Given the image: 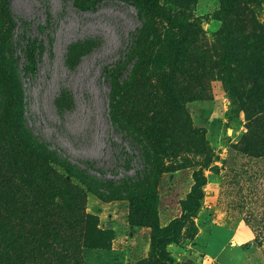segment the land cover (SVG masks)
<instances>
[{
    "label": "rangeland",
    "instance_id": "obj_1",
    "mask_svg": "<svg viewBox=\"0 0 264 264\" xmlns=\"http://www.w3.org/2000/svg\"><path fill=\"white\" fill-rule=\"evenodd\" d=\"M157 3L0 0V264H159L156 233L199 171L175 264H264V16ZM169 14L203 29L183 43L180 106L165 79L185 31Z\"/></svg>",
    "mask_w": 264,
    "mask_h": 264
},
{
    "label": "trees",
    "instance_id": "obj_2",
    "mask_svg": "<svg viewBox=\"0 0 264 264\" xmlns=\"http://www.w3.org/2000/svg\"><path fill=\"white\" fill-rule=\"evenodd\" d=\"M140 5L144 6L151 13H158L157 10V0H137ZM223 8L221 9V15L223 18L226 17L231 11L232 0H222ZM246 6L252 10L254 15L261 19L264 16V0H245ZM169 20L174 27H180L185 31V34L177 42V49L175 52V58L173 66L170 70L169 76L165 79V88L167 95L172 100L173 104L180 106L179 98L175 92L173 81L176 77V72L178 70L180 56L183 53V43L189 39L191 34H199L202 32V27L195 22H183L175 21L171 18L169 14ZM225 25V24H224ZM223 32V41L227 44L230 43L229 35L224 33V27L221 28ZM241 34V33H240ZM242 38L244 37L241 34ZM264 37V36H263ZM244 39V38H243ZM264 51V42H263ZM232 53V50H230ZM233 54H231L232 56ZM229 63V62H228ZM206 182V176L202 171L196 173V181L192 186V189L187 195L186 204L183 207L182 214L175 218L168 227L159 230L153 241V251L154 255L159 264H175L176 259L169 250L168 246L172 243L178 242L181 237L182 229L194 217L201 208L202 199L204 198V188L203 185ZM160 198L158 192L155 190L150 191L140 198L134 201L135 211L139 212L141 217L138 223L145 224L148 219L155 216V211L159 205ZM1 226V223H0Z\"/></svg>",
    "mask_w": 264,
    "mask_h": 264
}]
</instances>
